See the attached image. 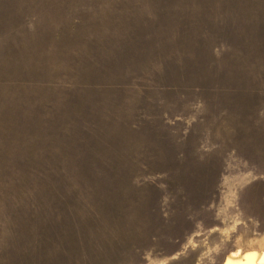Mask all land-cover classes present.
Returning a JSON list of instances; mask_svg holds the SVG:
<instances>
[{"label":"rangeland","instance_id":"rangeland-1","mask_svg":"<svg viewBox=\"0 0 264 264\" xmlns=\"http://www.w3.org/2000/svg\"><path fill=\"white\" fill-rule=\"evenodd\" d=\"M264 250V0H0V264H224Z\"/></svg>","mask_w":264,"mask_h":264},{"label":"bare ground","instance_id":"bare-ground-1","mask_svg":"<svg viewBox=\"0 0 264 264\" xmlns=\"http://www.w3.org/2000/svg\"><path fill=\"white\" fill-rule=\"evenodd\" d=\"M245 260L240 264H250V261L253 260L255 264H264V254L263 253H253V254H245ZM240 257L239 251L231 253L229 258L234 262H238Z\"/></svg>","mask_w":264,"mask_h":264},{"label":"crops","instance_id":"crops-1","mask_svg":"<svg viewBox=\"0 0 264 264\" xmlns=\"http://www.w3.org/2000/svg\"><path fill=\"white\" fill-rule=\"evenodd\" d=\"M239 251L240 253V257H239V260L238 262H234L232 260H230L229 256L231 253H234V252H237ZM253 253H263L264 254V250L262 249H250V250H247L245 252H242L241 250L237 249L235 251H231L229 253L226 254L225 258H224V264H240V263H243L244 260H245V254H253ZM250 264H255V262L253 260L250 261Z\"/></svg>","mask_w":264,"mask_h":264}]
</instances>
